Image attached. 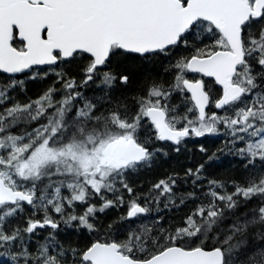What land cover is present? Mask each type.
Segmentation results:
<instances>
[{"label": "snow or ice", "instance_id": "1", "mask_svg": "<svg viewBox=\"0 0 264 264\" xmlns=\"http://www.w3.org/2000/svg\"><path fill=\"white\" fill-rule=\"evenodd\" d=\"M0 264H264V0H0Z\"/></svg>", "mask_w": 264, "mask_h": 264}]
</instances>
